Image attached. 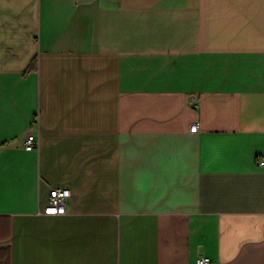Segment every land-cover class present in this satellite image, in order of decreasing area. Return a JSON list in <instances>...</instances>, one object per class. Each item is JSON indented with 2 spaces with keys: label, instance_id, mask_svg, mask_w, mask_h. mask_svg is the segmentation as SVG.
I'll return each instance as SVG.
<instances>
[{
  "label": "crops",
  "instance_id": "1",
  "mask_svg": "<svg viewBox=\"0 0 264 264\" xmlns=\"http://www.w3.org/2000/svg\"><path fill=\"white\" fill-rule=\"evenodd\" d=\"M261 160L264 0H0V264H264Z\"/></svg>",
  "mask_w": 264,
  "mask_h": 264
},
{
  "label": "built area",
  "instance_id": "2",
  "mask_svg": "<svg viewBox=\"0 0 264 264\" xmlns=\"http://www.w3.org/2000/svg\"><path fill=\"white\" fill-rule=\"evenodd\" d=\"M198 124L194 123L191 126V131H196ZM36 133L29 132L26 136L25 147L27 149L36 147ZM264 160H261V164ZM71 195V191L66 185H54L49 190L48 204L44 209V213L48 215H62L66 213V203ZM196 264H211V259L206 255H201L196 261Z\"/></svg>",
  "mask_w": 264,
  "mask_h": 264
}]
</instances>
